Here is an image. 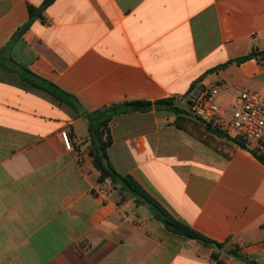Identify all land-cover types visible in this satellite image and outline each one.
Returning <instances> with one entry per match:
<instances>
[{"label":"crops","instance_id":"crops-1","mask_svg":"<svg viewBox=\"0 0 264 264\" xmlns=\"http://www.w3.org/2000/svg\"><path fill=\"white\" fill-rule=\"evenodd\" d=\"M42 2L0 0V264H264V162L249 146L182 122L199 139L153 106L109 122L115 170L218 252L99 182L88 130L89 114L125 102L183 108L193 83L218 86L230 119L240 89L264 93V63L234 62L264 50V0H55L13 40Z\"/></svg>","mask_w":264,"mask_h":264},{"label":"trees","instance_id":"trees-1","mask_svg":"<svg viewBox=\"0 0 264 264\" xmlns=\"http://www.w3.org/2000/svg\"><path fill=\"white\" fill-rule=\"evenodd\" d=\"M55 0H43L42 4L39 7H29V14H30V20L29 22L23 26L13 40L20 35L25 29H27L31 23L32 20L35 18H43V11L47 6H49L51 3H53ZM248 59H256L258 62L264 63V50L258 51H252L251 53L239 57L234 60L236 63H241ZM233 61H229L225 64H222L216 69L224 68L229 63ZM24 69V68H23ZM28 72L27 69H24ZM210 72V71H209ZM24 79L29 81L33 86H36L38 88H41L57 98L61 102H65L69 105H71L73 108L78 109L77 103L74 101L73 98H71L68 94L63 92L61 89H59L57 86H55L52 83H36L32 80H30L28 77L23 76ZM201 78L198 82H201ZM198 83H193L191 85V88L185 97L187 98V102L190 101L192 98L193 91L197 88ZM206 87L202 85V91H204ZM154 107L157 110H167L171 111L176 115V126L178 128H181L195 137L201 139V137L197 134H195L193 131H191L188 127H185L182 122L187 121L191 123L192 126L197 127L199 129H203L206 132L213 133L216 136L222 137L226 139L228 142L240 145L242 147H245L244 143L238 141L235 138H230L226 136L220 129L217 127H213L211 124L204 123L201 119L195 118L187 111H184L181 107H179L175 103L174 98H165V99H159L154 102L151 101H131V102H125L121 105H113L106 107L102 110L96 111L93 114H89V124H88V130L89 135L91 138V147L89 150V154L92 158V162L94 167L99 172V182H104L106 180H110L111 185L113 188L117 189L121 200H124L126 198L132 199L134 203L137 206L144 205L147 206L153 213V216L156 220L160 221L165 228L175 234L184 236L186 238L197 240L200 243L212 246L215 250L220 252L224 249L225 245L223 243H219L217 241H213L201 233L193 230L192 228L182 224L181 222L177 221L162 205L159 201H157L153 196L149 194V192L144 189L131 175H122L118 173L115 168L112 166L109 157L107 155V148L112 143V137L109 129V122L113 115L119 113V112H126L129 110H139V111H145L150 109L151 107ZM255 154V153H254ZM262 162H264V156L262 155H256ZM230 254H234V249H228L227 250ZM212 257L214 259L219 258V254L216 252L212 253Z\"/></svg>","mask_w":264,"mask_h":264},{"label":"built area","instance_id":"built-area-1","mask_svg":"<svg viewBox=\"0 0 264 264\" xmlns=\"http://www.w3.org/2000/svg\"><path fill=\"white\" fill-rule=\"evenodd\" d=\"M219 92L218 86L201 90L188 105L204 123L249 146L256 155L264 156V93L240 89L235 111L230 119H225L216 101ZM60 137L65 148L70 150L73 142L65 129L60 131Z\"/></svg>","mask_w":264,"mask_h":264},{"label":"rangeland","instance_id":"rangeland-1","mask_svg":"<svg viewBox=\"0 0 264 264\" xmlns=\"http://www.w3.org/2000/svg\"><path fill=\"white\" fill-rule=\"evenodd\" d=\"M182 109L184 110V111H187L188 113H190V115H192L193 117H195V118H199L196 114H195V112L189 107V105H187L186 104V106H185V104H183L182 103ZM185 107V108H184ZM229 109L231 110V114H233L234 113V111H235V109H233L231 106L229 107ZM200 119V118H199Z\"/></svg>","mask_w":264,"mask_h":264},{"label":"water","instance_id":"water-1","mask_svg":"<svg viewBox=\"0 0 264 264\" xmlns=\"http://www.w3.org/2000/svg\"><path fill=\"white\" fill-rule=\"evenodd\" d=\"M4 64H6V65H12L11 61H9V60H5L4 61ZM201 89H202V86L197 87V89L192 94V98L197 97L199 95Z\"/></svg>","mask_w":264,"mask_h":264}]
</instances>
